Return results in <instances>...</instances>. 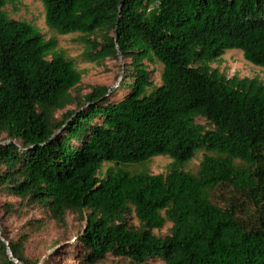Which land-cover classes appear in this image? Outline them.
<instances>
[{"label": "trees", "instance_id": "trees-1", "mask_svg": "<svg viewBox=\"0 0 264 264\" xmlns=\"http://www.w3.org/2000/svg\"><path fill=\"white\" fill-rule=\"evenodd\" d=\"M42 2L48 27L80 33L90 59L122 55L131 81L116 99L104 85L74 94L82 79L74 61L0 0V194L59 224L68 213L84 218L80 250L68 252L80 264L108 255L264 264V82L211 66L237 48L264 67V0ZM147 62L162 64L160 84ZM199 149L197 172L186 171ZM157 155L172 158L168 172L125 169ZM106 162L114 166L102 176ZM15 213L9 203L4 214ZM167 222L170 232L156 234ZM0 264L39 260L20 239L0 236Z\"/></svg>", "mask_w": 264, "mask_h": 264}, {"label": "rangeland", "instance_id": "rangeland-1", "mask_svg": "<svg viewBox=\"0 0 264 264\" xmlns=\"http://www.w3.org/2000/svg\"><path fill=\"white\" fill-rule=\"evenodd\" d=\"M4 10L15 19L25 20L36 24L45 35L46 39L55 38L56 48L71 58L76 67L82 73L81 82L73 89L77 95H85L92 91L93 86H107L111 98H118L124 94L119 91L121 83L131 81L125 72L127 60L121 55L118 58H106L104 60L90 59L85 55V44L80 41V33L59 34L47 26L45 22V8L42 0H7ZM152 71L151 78L156 84L161 83V63H149ZM213 68H218L228 77L240 78L257 77L264 82V67L248 61L241 49H228L220 59L211 63ZM73 106H70L72 108ZM197 121L207 124L203 118ZM206 150L199 149L195 156L183 164V168L191 173H196ZM172 158L168 155H157L145 165H130L125 168L132 172L148 170L152 173L168 172ZM113 163H104L100 174L105 175L106 170ZM114 166V165H113ZM9 203H14L18 213L6 215L4 211ZM130 224L138 225V219L134 213L128 215ZM40 219L41 226L36 230L26 226L29 219ZM86 220L79 216L68 213L65 224L56 223L54 219L41 208L30 210L19 204V198L11 194H0V236L3 239H20L26 248L30 259L39 260V264H80L77 256L68 253L80 250L79 236L84 230ZM171 223L167 222L161 229H154L156 234L166 235L170 232ZM27 232L29 237L23 239L22 235ZM10 254V253H9ZM99 264H129L125 259L108 255L107 259ZM148 264H165L160 258H153Z\"/></svg>", "mask_w": 264, "mask_h": 264}, {"label": "built area", "instance_id": "built-area-1", "mask_svg": "<svg viewBox=\"0 0 264 264\" xmlns=\"http://www.w3.org/2000/svg\"><path fill=\"white\" fill-rule=\"evenodd\" d=\"M8 252L10 253V257L12 258L13 261H15L16 263H21L19 259H17L16 257L13 256L11 250L9 249Z\"/></svg>", "mask_w": 264, "mask_h": 264}]
</instances>
